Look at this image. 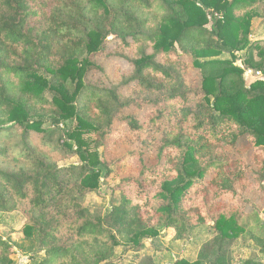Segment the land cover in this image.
<instances>
[{
	"label": "trees",
	"instance_id": "trees-1",
	"mask_svg": "<svg viewBox=\"0 0 264 264\" xmlns=\"http://www.w3.org/2000/svg\"><path fill=\"white\" fill-rule=\"evenodd\" d=\"M255 18L264 0H0V133L22 158L0 162V212L24 217L42 252L32 264H136L160 231L196 229L208 238L195 259L164 264H234L242 235L255 254L237 264H264V79L243 77L264 78ZM123 136L140 144L122 158L137 194L92 212L83 197L108 172L99 150ZM72 156L80 165L58 166ZM12 247L0 237V264Z\"/></svg>",
	"mask_w": 264,
	"mask_h": 264
},
{
	"label": "rangeland",
	"instance_id": "rangeland-1",
	"mask_svg": "<svg viewBox=\"0 0 264 264\" xmlns=\"http://www.w3.org/2000/svg\"><path fill=\"white\" fill-rule=\"evenodd\" d=\"M210 24L211 22L206 26L208 29H210ZM248 39L250 43L256 42L260 45H264V21L261 18L252 20ZM236 63L239 65V60H237ZM114 70L117 76L118 74H128L130 69L127 67L126 63L122 62L115 65ZM243 77L247 85L256 80L264 79L261 73L249 69L244 70ZM132 92L133 91H127L126 94L129 95ZM132 110L138 116H141L144 121L150 117L148 114V107H143L141 110ZM45 126H47V124ZM6 127L7 126H5V128L3 127V129L7 131ZM17 141L18 140L12 138V136H8L7 133H0V146H7L6 148H8L9 151L5 157H1L0 159V162L3 163V167L17 168L22 162V158L16 160L14 158L15 155L11 153V149ZM139 150L140 144L134 139L126 138V136L119 138L118 144L111 152H107V155H105L103 148H100L99 154L102 159L105 158L107 160L108 172L106 173L103 171L99 188L95 191L88 192L83 197V205L85 207L89 208L92 212L105 214L113 205L118 203L122 194L131 198L135 197L138 191L136 185H127L123 183V179L128 176H134L136 174V169L131 164L129 155L124 159L122 158L127 153H138ZM57 164L59 167H68L71 165H80V161L77 156H72L62 161L58 160ZM261 220L264 221L263 214H261ZM24 221L25 219L20 213L14 212L6 214L0 212V237L13 246L11 254L13 264H32L30 253L35 252L38 255L42 254V252L38 251L37 245H33L30 241L25 240L20 233V228ZM201 231L202 230L196 229L190 238L182 241H174L172 239L174 234L171 230L160 231L158 237L144 241L143 250L137 254L138 257L141 256V258L137 260L136 264H144L147 260L151 264H164L172 262L175 259L193 261L196 257L199 245L204 239L208 238L207 233ZM247 238L246 235H242L232 244L231 252L234 258V264L254 257L255 250L251 248L250 245H252V243ZM121 251V247L116 249V260H118ZM132 257L134 256L128 253L125 256L124 264H128L132 260Z\"/></svg>",
	"mask_w": 264,
	"mask_h": 264
}]
</instances>
